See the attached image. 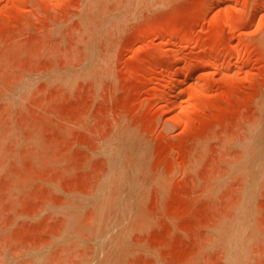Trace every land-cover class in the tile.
I'll list each match as a JSON object with an SVG mask.
<instances>
[{
	"label": "rangeland",
	"instance_id": "374dc122",
	"mask_svg": "<svg viewBox=\"0 0 264 264\" xmlns=\"http://www.w3.org/2000/svg\"><path fill=\"white\" fill-rule=\"evenodd\" d=\"M0 264H264V0H0Z\"/></svg>",
	"mask_w": 264,
	"mask_h": 264
},
{
	"label": "bare ground",
	"instance_id": "6f19581e",
	"mask_svg": "<svg viewBox=\"0 0 264 264\" xmlns=\"http://www.w3.org/2000/svg\"><path fill=\"white\" fill-rule=\"evenodd\" d=\"M14 2V1H13ZM15 3V2H14ZM200 88V87H199ZM198 87H197V91H198V89H199ZM200 90V89H199ZM195 91V90H194ZM199 92H201V90L199 91Z\"/></svg>",
	"mask_w": 264,
	"mask_h": 264
}]
</instances>
